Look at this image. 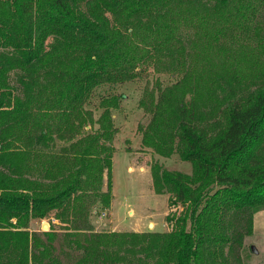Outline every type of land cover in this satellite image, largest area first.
Instances as JSON below:
<instances>
[{"label": "trees", "instance_id": "obj_1", "mask_svg": "<svg viewBox=\"0 0 264 264\" xmlns=\"http://www.w3.org/2000/svg\"><path fill=\"white\" fill-rule=\"evenodd\" d=\"M145 65L176 79L145 92L140 130L192 164L151 168L183 215L165 233L97 231L114 197V89ZM263 209L264 0H0V264H242ZM52 214L62 235L31 232Z\"/></svg>", "mask_w": 264, "mask_h": 264}, {"label": "rangeland", "instance_id": "obj_2", "mask_svg": "<svg viewBox=\"0 0 264 264\" xmlns=\"http://www.w3.org/2000/svg\"><path fill=\"white\" fill-rule=\"evenodd\" d=\"M142 69L144 71L139 79L114 89L115 93L121 96L120 107L113 111L114 123L118 129V134L113 142L115 148L113 212L117 224L114 225L110 221V214L102 215L103 211L98 206L90 217V221L93 226L95 225L94 228L97 231H111L113 229L129 231L140 227V219H144L143 222L147 224V219L150 218L149 220L156 225L151 226V228L149 225V231L165 233L170 232L175 227L169 224L168 216L176 214L175 217L179 219L183 215L184 208L180 205L170 206L172 197L169 193L157 194L155 192L151 168L158 163L165 170L191 175L193 172L192 164L183 161L178 152L171 157H165L156 154L152 149L145 148L142 144V132L140 130V127L146 126L150 120V115L139 105L145 92L151 91L158 84L162 87L171 85L176 79L165 73L158 74L153 67L147 68V65L143 66ZM99 103V98H93L92 104L94 106H88L94 112L95 121L102 113V110L99 109ZM94 127L93 125L90 129L87 127L85 132L88 130L95 132L97 126ZM58 144L61 146L62 142ZM130 166H132L131 170H129ZM54 216L52 214L44 220V223L62 230L63 226H54ZM42 224V222H37L34 228L41 230L40 232L48 231V229L42 228ZM148 227L146 226L145 229L148 230ZM60 234L62 235L63 231ZM68 253L73 260L78 257L75 253ZM238 253L241 256L242 264H264V209L256 215L253 234L245 237L244 247ZM63 260L67 263V257H63Z\"/></svg>", "mask_w": 264, "mask_h": 264}, {"label": "crops", "instance_id": "obj_3", "mask_svg": "<svg viewBox=\"0 0 264 264\" xmlns=\"http://www.w3.org/2000/svg\"><path fill=\"white\" fill-rule=\"evenodd\" d=\"M131 154H134V153H132V152H130ZM132 169V166H130L129 167V170H131ZM114 194H115V192H114ZM115 196V195H114ZM113 207H114V197H113V201H112V206H111V208L109 209V210H102L103 212H102V214H110L109 216H110V221L112 222V223H114V225H116L117 223H116V221H115V219H114V212H113ZM150 219V218H149ZM149 219H147V224L146 223H144L143 221H144V219H140V222L141 223H139V225H140V229L138 228V227H136L135 229H132V230H129V231H125V230H120V229H113V230H111V231H120V232H138V233H142V232H150L149 231V225H150V228H151V226H153V225H156V223L155 224H153ZM44 220H46V219H44ZM44 220H34V221H32V223H31V228H30V230H31V232H38V233H40V231L41 230H39V229H37V228H34V225L37 223V222H42L43 224H42V228L44 227V226H48V231H50V230H54V231H56V232H61V231H63V230H58V229H56V228H53V226L51 225V224H45L44 223ZM53 221H54V223H55V225L54 226H58V225H62L61 224V222L59 221V220H57L56 218H55V216L53 217ZM98 222V221H97ZM95 226V225H94ZM146 226L148 227V230L147 229H145L146 228Z\"/></svg>", "mask_w": 264, "mask_h": 264}, {"label": "water", "instance_id": "obj_4", "mask_svg": "<svg viewBox=\"0 0 264 264\" xmlns=\"http://www.w3.org/2000/svg\"><path fill=\"white\" fill-rule=\"evenodd\" d=\"M43 228H44V229H47V228H48V226H44ZM252 249L254 250V248H252Z\"/></svg>", "mask_w": 264, "mask_h": 264}, {"label": "built area", "instance_id": "obj_5", "mask_svg": "<svg viewBox=\"0 0 264 264\" xmlns=\"http://www.w3.org/2000/svg\"><path fill=\"white\" fill-rule=\"evenodd\" d=\"M102 215H105V214H102Z\"/></svg>", "mask_w": 264, "mask_h": 264}]
</instances>
